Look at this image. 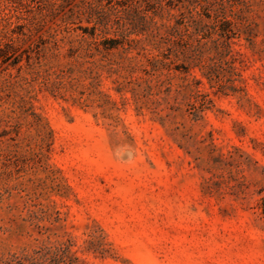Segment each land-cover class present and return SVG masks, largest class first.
I'll return each mask as SVG.
<instances>
[{"label": "rangeland", "instance_id": "1", "mask_svg": "<svg viewBox=\"0 0 264 264\" xmlns=\"http://www.w3.org/2000/svg\"><path fill=\"white\" fill-rule=\"evenodd\" d=\"M208 1L235 31L204 55L211 85L155 50L68 57L94 17L135 22L131 1L0 0V264H264V0ZM189 16L174 0L154 20Z\"/></svg>", "mask_w": 264, "mask_h": 264}, {"label": "trees", "instance_id": "2", "mask_svg": "<svg viewBox=\"0 0 264 264\" xmlns=\"http://www.w3.org/2000/svg\"><path fill=\"white\" fill-rule=\"evenodd\" d=\"M126 1L133 2V14L137 16L135 22H120L119 19L109 21L101 16L94 17L92 19L93 26L89 29H82L90 40H80L78 47L69 49L68 57L75 61L82 60L89 65H95L94 57L100 56V61H106L108 68L113 69V67L121 66L122 61L125 59L124 57H120L121 61L109 59L110 51L118 47L122 48L124 54H127L130 49H138L141 53L155 50L162 59H168L169 56L175 59L182 58L187 63V66L183 68L184 73L188 72L189 66L199 67L202 70V76L206 78L210 85L218 84V77L211 66L204 64L203 58L207 52H215L217 55H230L231 39L234 37L235 31L234 25L226 19L222 12L213 11L210 13V7L213 6V3L208 0H176L190 15L186 25L188 29L180 31L178 29L164 30L162 25L154 20L155 17L160 16L163 4L170 6L174 0ZM196 7H199L198 11ZM147 14H150V16H147ZM203 18L210 20V24L206 23ZM110 30L117 37H106ZM97 31L99 34H96ZM132 34L141 35L143 38L129 39ZM100 35L101 39L98 40L96 37ZM124 44L127 46L126 48L123 47ZM156 57H145V62L150 70L143 69L142 71L146 75L155 77V86L159 89V94L161 93L162 82L158 80L159 75L155 76V72L164 67V64L161 59ZM229 68L233 69L231 66ZM68 72L70 73L69 70ZM149 82L148 80L144 81L146 86L143 89L148 94L152 89ZM131 83L133 82H128V84ZM199 84L201 82L192 76L189 82L181 87V89H190L195 98L201 99L198 106L191 105L190 114L194 119L198 117V113L203 111L205 104L210 102H206L207 95L200 93L198 90ZM136 86L139 87L140 84ZM135 91L134 88L131 89L134 95L133 98L136 96ZM169 91L170 88L167 87L163 92L167 93ZM139 109L140 107H137V110ZM258 207L260 215L264 219V195L260 198Z\"/></svg>", "mask_w": 264, "mask_h": 264}]
</instances>
